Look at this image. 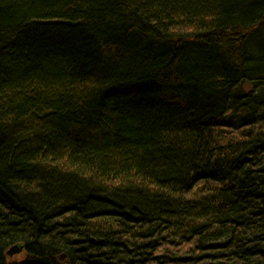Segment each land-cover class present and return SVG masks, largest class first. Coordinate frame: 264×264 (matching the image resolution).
Wrapping results in <instances>:
<instances>
[{
    "label": "trees",
    "instance_id": "1",
    "mask_svg": "<svg viewBox=\"0 0 264 264\" xmlns=\"http://www.w3.org/2000/svg\"><path fill=\"white\" fill-rule=\"evenodd\" d=\"M0 264H264V0H0Z\"/></svg>",
    "mask_w": 264,
    "mask_h": 264
},
{
    "label": "water",
    "instance_id": "2",
    "mask_svg": "<svg viewBox=\"0 0 264 264\" xmlns=\"http://www.w3.org/2000/svg\"><path fill=\"white\" fill-rule=\"evenodd\" d=\"M22 247H19V246H14L12 247L9 251H8V254L9 255H13V254H17V253H20L22 251ZM63 257V256H62Z\"/></svg>",
    "mask_w": 264,
    "mask_h": 264
}]
</instances>
